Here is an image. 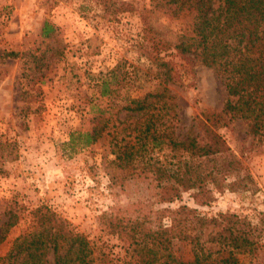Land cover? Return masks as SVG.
<instances>
[{"label":"rangeland","instance_id":"1","mask_svg":"<svg viewBox=\"0 0 264 264\" xmlns=\"http://www.w3.org/2000/svg\"><path fill=\"white\" fill-rule=\"evenodd\" d=\"M192 20L191 8L166 0H0V231L9 208L18 214L0 256L32 229L33 211L42 206L90 240L97 264H136L102 213L148 217L154 227L157 209L185 204L206 216L234 214L236 228L252 240L240 264H264V134L251 133L243 119L225 114L216 131L241 162L240 175H248L245 187L228 188L232 176L221 190L205 180L160 203L151 173L122 179L113 163L110 139L126 115L120 106L157 86L160 59L171 68L166 86L175 103L163 121L175 136L205 141L202 114L221 112L226 91L212 68L173 47L180 35H191ZM44 22L54 29L48 37L41 33ZM159 39L168 48L153 51ZM102 78L109 94H100ZM104 119L109 128L102 127ZM93 128L100 131L95 141L63 153L60 143L71 131ZM212 231L207 228L204 239ZM172 244L177 257L191 259L187 241Z\"/></svg>","mask_w":264,"mask_h":264},{"label":"trees","instance_id":"2","mask_svg":"<svg viewBox=\"0 0 264 264\" xmlns=\"http://www.w3.org/2000/svg\"><path fill=\"white\" fill-rule=\"evenodd\" d=\"M166 2L192 9L191 35H180L173 47L178 55L191 54L212 68L224 86L226 99L221 112L202 114L200 130L204 142L200 143L193 134L175 136L163 121L175 107L174 96L166 86L172 80L171 68L160 59L157 86L142 96L127 97L120 106L126 115L117 126L112 125L116 128L110 139L114 166L123 172L122 179L147 177L151 173L158 180L155 195L160 203L174 201L181 191L197 189L205 180L221 190L222 182L232 176L226 184L228 188L245 187L242 181L248 175H240L241 162L216 128L224 125L223 116L229 114L243 119L251 133L264 134V0ZM53 30L44 22L41 33L48 37ZM153 47L156 52L168 48L167 42L160 39L153 42ZM177 73L176 69V76ZM100 85V94H109L107 79L102 78ZM101 122L102 127L109 126V120ZM95 129L71 131L68 139L60 143L63 153L70 156L91 144L100 136ZM156 213L154 227L149 225L148 217L102 213L106 224L126 240L131 262L240 264L239 254L251 250V237L236 228L234 214L206 216L185 204L160 207ZM6 214L0 242L18 220L12 208ZM32 215V229L12 240L7 252L0 256V264H97L90 240L68 220L42 206L34 209ZM164 217L167 223L163 222ZM207 228L215 231L204 239ZM174 239L189 243L191 259L176 256ZM208 242H215L218 248L206 249Z\"/></svg>","mask_w":264,"mask_h":264}]
</instances>
